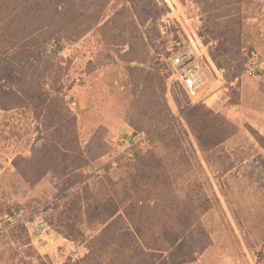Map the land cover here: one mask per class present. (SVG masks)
I'll return each mask as SVG.
<instances>
[{"label": "rangeland", "instance_id": "rangeland-1", "mask_svg": "<svg viewBox=\"0 0 264 264\" xmlns=\"http://www.w3.org/2000/svg\"><path fill=\"white\" fill-rule=\"evenodd\" d=\"M2 1L0 264H264V0Z\"/></svg>", "mask_w": 264, "mask_h": 264}, {"label": "built area", "instance_id": "built-area-1", "mask_svg": "<svg viewBox=\"0 0 264 264\" xmlns=\"http://www.w3.org/2000/svg\"><path fill=\"white\" fill-rule=\"evenodd\" d=\"M180 60V57H175L172 61V66L174 67L173 75H175V80L181 85L188 97H196L198 100L197 102L202 101L206 95L200 90L199 85L196 82L197 80L195 79L194 72L191 68L181 67ZM258 67L259 65L257 61L250 62L247 64L245 73L247 75H252L257 71ZM126 141V139L120 137L117 141V145L120 148L121 154L124 153L131 155L132 146L135 145L136 142L133 140L132 144H130L128 141Z\"/></svg>", "mask_w": 264, "mask_h": 264}, {"label": "trees", "instance_id": "trees-1", "mask_svg": "<svg viewBox=\"0 0 264 264\" xmlns=\"http://www.w3.org/2000/svg\"><path fill=\"white\" fill-rule=\"evenodd\" d=\"M2 4H3L2 6H4L5 9L8 10L9 8H11V12L15 11L16 4L15 6L12 7L13 5L12 0H3ZM38 6H39L38 3H34L33 5L29 6L30 8L28 7L29 9L27 10V12L30 11L32 13L31 14L27 13V15L25 16L26 20L22 21V23L26 24L31 29V32H29L30 33L29 35L27 34L28 36L26 37V39L35 45L32 47L31 46L28 47L30 49L33 48L37 50V52L38 49L35 47L40 40H41V44L42 41L44 43V37L46 31L49 32V35H51L52 30L55 29L53 28L52 23H49V25L45 27V20L43 18L44 8H39ZM9 15L10 16L14 15V13H10Z\"/></svg>", "mask_w": 264, "mask_h": 264}]
</instances>
